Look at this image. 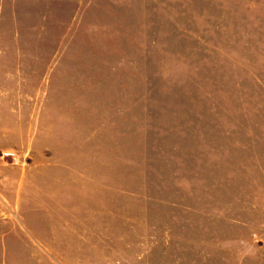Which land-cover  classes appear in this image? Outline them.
Listing matches in <instances>:
<instances>
[{
	"label": "rangeland",
	"instance_id": "obj_1",
	"mask_svg": "<svg viewBox=\"0 0 264 264\" xmlns=\"http://www.w3.org/2000/svg\"><path fill=\"white\" fill-rule=\"evenodd\" d=\"M0 264H264V0H0Z\"/></svg>",
	"mask_w": 264,
	"mask_h": 264
}]
</instances>
